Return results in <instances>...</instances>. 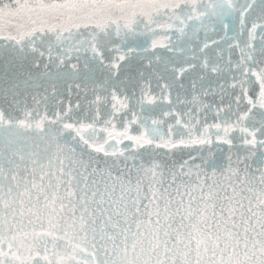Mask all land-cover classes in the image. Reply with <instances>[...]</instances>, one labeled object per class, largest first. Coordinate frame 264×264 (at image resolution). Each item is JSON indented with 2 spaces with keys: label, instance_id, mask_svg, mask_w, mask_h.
<instances>
[{
  "label": "snow or ice",
  "instance_id": "1",
  "mask_svg": "<svg viewBox=\"0 0 264 264\" xmlns=\"http://www.w3.org/2000/svg\"><path fill=\"white\" fill-rule=\"evenodd\" d=\"M0 264H264V0H0Z\"/></svg>",
  "mask_w": 264,
  "mask_h": 264
},
{
  "label": "water",
  "instance_id": "2",
  "mask_svg": "<svg viewBox=\"0 0 264 264\" xmlns=\"http://www.w3.org/2000/svg\"><path fill=\"white\" fill-rule=\"evenodd\" d=\"M210 35H211V33H210ZM198 36L200 39H203L204 38L203 32L201 31L200 33H198ZM173 41H175V37H173Z\"/></svg>",
  "mask_w": 264,
  "mask_h": 264
},
{
  "label": "flooded vegetation",
  "instance_id": "3",
  "mask_svg": "<svg viewBox=\"0 0 264 264\" xmlns=\"http://www.w3.org/2000/svg\"><path fill=\"white\" fill-rule=\"evenodd\" d=\"M3 2H4V3H8V2H9V0H3Z\"/></svg>",
  "mask_w": 264,
  "mask_h": 264
}]
</instances>
